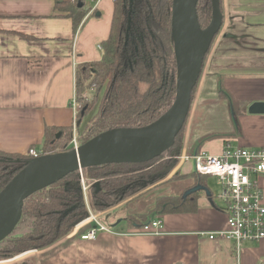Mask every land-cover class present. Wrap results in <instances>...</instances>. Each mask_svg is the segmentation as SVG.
Listing matches in <instances>:
<instances>
[{"label":"crops","instance_id":"obj_1","mask_svg":"<svg viewBox=\"0 0 264 264\" xmlns=\"http://www.w3.org/2000/svg\"><path fill=\"white\" fill-rule=\"evenodd\" d=\"M59 1L0 0V152L38 151L45 127H71L76 68L101 59L98 46L109 34L112 0H100L90 14L93 5L84 3L88 13L76 30L67 12L56 10ZM220 4L222 26L203 63L180 155L218 156L225 144L264 150V113H248L253 103H264V0ZM174 161V173L192 172L191 163ZM191 182L182 179L177 186ZM258 182L264 204V176ZM197 204L192 213L154 216L161 222L158 234L150 221L140 226L118 218L112 233L81 240L92 226L84 221L55 251L37 253L43 264H264V239L243 244L236 261L230 241L200 237L225 231L226 220L212 198L200 196Z\"/></svg>","mask_w":264,"mask_h":264},{"label":"trees","instance_id":"obj_2","mask_svg":"<svg viewBox=\"0 0 264 264\" xmlns=\"http://www.w3.org/2000/svg\"><path fill=\"white\" fill-rule=\"evenodd\" d=\"M112 4L109 34L101 43V59L79 66L75 71L76 99L85 103L79 119L88 109H95L89 135L82 140L83 143L110 129L151 124L169 109L176 94L177 59L172 35L174 0H112ZM56 10L67 12L66 17L72 20L75 30L88 13L84 3L78 0L59 1ZM196 14L200 28H205L211 19L209 0H197ZM84 77L90 80L88 87L82 83ZM198 81L192 90L190 104ZM91 85L94 93L90 104L86 105L82 95L92 89ZM185 122L167 152L170 158L181 154ZM70 135L71 127H45L38 151L42 155L68 151L65 146ZM55 148L61 150L55 152ZM30 159L27 153L0 152V191ZM160 160L162 156L145 164L112 163L85 169L83 174L89 185L87 205L90 210L100 213L131 199L147 179L152 181L156 174H165L167 166L158 164ZM173 177L190 178L193 184L178 195L158 197L152 212L139 215L140 221L134 222L143 226L142 222H147L150 215L160 218L198 209L197 200L205 190L186 192L197 186L205 188V177L196 175L193 170L187 176L175 172ZM88 217L79 173H71L24 201L19 223L11 235L0 242V261L11 260L31 250L50 248Z\"/></svg>","mask_w":264,"mask_h":264},{"label":"water","instance_id":"obj_3","mask_svg":"<svg viewBox=\"0 0 264 264\" xmlns=\"http://www.w3.org/2000/svg\"><path fill=\"white\" fill-rule=\"evenodd\" d=\"M209 2L211 19L202 29L197 20V0H174L172 35L177 59V85L169 109L147 126L110 129L81 144L77 150L30 159L0 191V242L10 236L19 223L24 201L40 189L91 167L112 163L145 164L167 154L186 121L191 93L202 72L206 53L222 26L220 0ZM248 113L263 114L264 103H253ZM146 141H149L147 149L142 147ZM175 163L173 161L172 168ZM200 189L205 190L197 186L186 194Z\"/></svg>","mask_w":264,"mask_h":264},{"label":"built area","instance_id":"obj_4","mask_svg":"<svg viewBox=\"0 0 264 264\" xmlns=\"http://www.w3.org/2000/svg\"><path fill=\"white\" fill-rule=\"evenodd\" d=\"M82 3L92 4L89 14L100 0H80ZM100 50V46H98ZM72 127L75 130L77 114L80 105L76 95L71 100ZM81 139L76 130L71 134L65 150H77L81 145ZM27 155L32 159L42 154L30 148ZM164 160H170L166 155ZM179 164L191 163L192 170L196 175L212 177L221 186V193L217 196L220 202V210L225 215L226 229L217 233H201L200 237L213 240L216 237L228 240L232 243L233 253L238 261L242 246L245 243H254L264 239V204L262 190L259 186L258 177L264 176V150H250L233 148L225 144L218 156L208 154L180 155L174 158ZM81 190L89 217L85 220L92 226L83 234L81 240H94L97 233H112L111 229L98 221L97 215L92 213L87 205V190L89 185L82 171H79ZM149 227L154 234L161 229L159 218L150 220Z\"/></svg>","mask_w":264,"mask_h":264},{"label":"rangeland","instance_id":"obj_5","mask_svg":"<svg viewBox=\"0 0 264 264\" xmlns=\"http://www.w3.org/2000/svg\"><path fill=\"white\" fill-rule=\"evenodd\" d=\"M89 81L90 80L88 77L82 78V83H84L85 87H88ZM90 87L92 89L86 90L82 95V97L86 99L85 101H87L86 105H89L90 101L92 100L93 85H91ZM80 105H82V107H83L85 105L84 101L81 100ZM88 110H87V113H85L84 117L82 119L80 118V124L78 126L75 125L76 134H77V136H79V138L81 140L85 139L89 135L88 130L91 127L90 126L91 125L90 120L94 116V112H95L94 108L93 109L90 108ZM77 119H79V117ZM77 119H76V122H78ZM75 130H73V127L71 126V134ZM70 137H71V135H70ZM60 150H61L60 148H55L54 151L57 152ZM174 158H176V157H174ZM165 161H168V160H164V157H162V160L158 161V164L161 165ZM173 161L174 160H171L170 162H165V163H168L167 169H165V174H163V173L159 174L158 173L154 176V179H152V181H151V179L146 180V182L141 186L142 189L139 192H137V194L135 196H133L131 198V199L135 198L136 200H133L130 202H122V205H120L116 209H111L110 212H108V214L105 213V215H103V214L99 215V213H96L94 211H92V213L97 215V219H98V221H100V223L104 224L105 226H107L109 228L113 225L115 226V224H117L119 222L118 218H129V220H133V221L139 220L140 221L139 215L145 216V215L150 214V212H152V210L154 208L155 200L158 197L164 196V195H175V193L180 194V193L184 192L185 190H187V188H189L193 184V182L189 183L190 185L188 187H187V185L184 187L180 184L181 189H179V187L177 186V183L182 181V179L173 177L174 172H173V168L171 167ZM209 193L211 194L210 196H209ZM220 193H221V186H219L217 184V180L215 178H212V177H205V191H204V193H200V194H202V196L203 195L206 196L208 199L212 198L215 201V203L220 204V202L218 201V198H217V196ZM126 201H128V200H126ZM100 213H102V212H100ZM153 217H154L153 215H150V217L148 218V221L153 219ZM74 229L72 232H74ZM64 239H66V238H64ZM64 239L60 240L59 242L60 243L62 242L64 244L65 243ZM59 242H57L56 244H54L50 248L54 249V251H55L57 249V246H58L57 244ZM50 248H47V249H50ZM28 252H33V253L29 254L30 256L26 255V256L18 259V260L12 261V262H8L10 260H3V261L1 260L0 264H43L42 258H41V256H39L40 254L37 253L40 251L31 250ZM25 253H27V252H25ZM5 262H8V263H5Z\"/></svg>","mask_w":264,"mask_h":264},{"label":"flooded vegetation","instance_id":"obj_6","mask_svg":"<svg viewBox=\"0 0 264 264\" xmlns=\"http://www.w3.org/2000/svg\"><path fill=\"white\" fill-rule=\"evenodd\" d=\"M99 4V3H98ZM96 8H97V6H96ZM96 8L94 9V11L96 10ZM93 11V13H95ZM100 51L102 52V47L100 46ZM93 93H94V91H93ZM93 95V94H92ZM81 101V100H80ZM80 101H78V103H79V105H80ZM91 102V101H90ZM95 110V109H94ZM80 112H83V110H82V105H80V110H79V113ZM93 112V111H92ZM79 113L77 114V118H78V115H79ZM94 114H95V112H94ZM84 117V114H82V116H81V119ZM78 120V122H76V125L78 126L79 124H80V119H77ZM84 140V139H83ZM83 142H82V140H81V143L80 144H82ZM1 161V160H0ZM165 162H170V160H168V161H165ZM163 163V167H166L167 166V164L168 163ZM0 173H1V168H0ZM28 253H30V252H28ZM24 254H26V253H24ZM23 255V254H22ZM19 256H21V255H19ZM19 256H17V257H19ZM17 257H15V258H17ZM14 259V258H13ZM13 259H11V260H13Z\"/></svg>","mask_w":264,"mask_h":264},{"label":"bare ground","instance_id":"obj_7","mask_svg":"<svg viewBox=\"0 0 264 264\" xmlns=\"http://www.w3.org/2000/svg\"><path fill=\"white\" fill-rule=\"evenodd\" d=\"M176 37L178 38V34H177V32H176ZM178 46H179V45H178ZM142 147H144V148L147 149V148L149 147V141L144 142V143L142 144ZM26 254H27V253H26ZM26 254H23V255H21V256H19V257H17V258H14L13 260L8 261V262H12V261L18 260V259L22 258L23 256H25ZM8 262H5V263H8Z\"/></svg>","mask_w":264,"mask_h":264}]
</instances>
